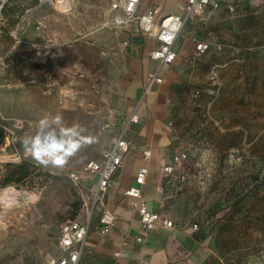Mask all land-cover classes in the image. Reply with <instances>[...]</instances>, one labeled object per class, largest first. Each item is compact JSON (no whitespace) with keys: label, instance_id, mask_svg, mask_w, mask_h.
Wrapping results in <instances>:
<instances>
[{"label":"rangeland","instance_id":"rangeland-1","mask_svg":"<svg viewBox=\"0 0 264 264\" xmlns=\"http://www.w3.org/2000/svg\"><path fill=\"white\" fill-rule=\"evenodd\" d=\"M111 1L71 0L66 12L38 0H11L6 8L0 113L24 127L16 146L0 147V264H51L60 253L62 223L81 212V194L69 172L101 157L110 138L103 126L116 114L124 79L137 70L125 44L127 31L114 24ZM239 1L245 15L226 13L222 28L235 54L224 55L215 67L200 64L196 83L187 76L170 90L174 114L166 123L176 130L171 141L200 161L187 173L204 186L205 209L221 220L219 230L228 237L222 260L212 257L206 264H264V0ZM156 3L142 0V9ZM128 33L135 38L138 32ZM139 34L146 45L142 61L154 45ZM58 114L66 126L79 124L94 138L66 171L42 166L21 142L39 119ZM20 172L27 175L7 182ZM6 191L8 201L1 199Z\"/></svg>","mask_w":264,"mask_h":264},{"label":"crops","instance_id":"crops-1","mask_svg":"<svg viewBox=\"0 0 264 264\" xmlns=\"http://www.w3.org/2000/svg\"><path fill=\"white\" fill-rule=\"evenodd\" d=\"M168 1L157 0L155 7L159 8L162 15L183 10L186 5V0H176L171 9L166 11ZM225 2H234L238 10L236 13L245 15V7L242 6L245 4L239 0H223L221 8H208L202 15L195 14L189 18L182 32L185 35L181 34L176 44V61L168 67V72L163 74L164 82L157 84L147 94L144 81L157 65L150 57V51L157 46V41L141 33L137 25L123 29L127 31L126 35L133 29L138 32L134 33L135 38L130 37L131 43L128 45L135 54L137 70L132 71L123 81L116 109L118 126L113 132L120 131L136 110L140 115V122L133 124L127 133L132 142L131 150L124 165L114 176L107 197L109 207L118 216L117 224L109 233L103 235L95 228L97 217L95 218V227L90 232L80 264H206L212 257L222 260L228 237L226 234L222 235L219 230L221 220L210 217L205 209L204 186L201 182L193 183L190 174L191 166L199 164L200 161L195 162L192 155L189 167L187 166L190 170L187 173L188 179L183 184L178 183V173L167 181L163 170L174 154L183 150L189 151L176 148L171 141V138L174 139L172 134L176 132L171 131L172 128L166 123L174 114L173 108L169 107L171 88L182 84L187 76L193 77V82L196 83L200 64L211 62L215 67L218 61L225 59L224 55L235 54V48L224 41L227 36L222 28L225 30L228 21L223 16L231 13ZM213 16H217L218 20L213 19ZM139 32L154 45L147 52L148 58L145 57L142 61L139 58L146 54V45ZM196 39L209 44V51L203 56L197 55ZM218 45H222V48L219 49ZM148 148H152L153 155L146 161L143 151ZM145 165L149 166L150 173L147 183L143 186V192L149 208L159 211L161 215L159 225L151 230L143 227L138 212L132 208L133 198L126 193L135 185L139 169ZM161 187L165 188L164 193L160 191ZM200 217L204 220L202 229L194 230L192 223ZM165 219H173L175 225L165 227ZM140 235L143 236L142 241L137 240Z\"/></svg>","mask_w":264,"mask_h":264},{"label":"built area","instance_id":"built-area-1","mask_svg":"<svg viewBox=\"0 0 264 264\" xmlns=\"http://www.w3.org/2000/svg\"><path fill=\"white\" fill-rule=\"evenodd\" d=\"M11 0H0V37L6 32L5 11ZM39 5H49L57 10H64L71 0H38ZM223 0H186L183 10L161 14L158 7L141 9L142 0H112L110 10L113 14L114 24L127 29L132 25H137L144 35H149L157 41V46L150 51V57L157 62V68L144 81L145 93H149L157 84L164 82L161 74L162 67H170L177 59L178 52L176 44L181 36L185 23L193 15H202L210 9L222 7ZM226 8L231 13H236L237 5L234 2H225ZM126 36L125 44L130 45V34ZM197 55L203 56L209 51V44L201 39L195 40ZM221 49L222 45H218ZM217 78L216 73L212 75ZM140 122V115L134 111L124 126L118 132L113 130L118 126L116 114H112L104 124L105 132L110 135L108 145L103 149L99 159L87 161L81 171L69 172L71 180L77 186L81 194V212L74 218L66 219L60 229L59 248L60 253L51 264H80L85 245L91 230L95 227L103 235L109 233L117 224L118 216L111 210L108 204V194L117 171L124 165L126 155L130 153L132 142L127 137V133L133 124ZM24 127L23 121L14 119L6 121L0 113V129L5 134L4 144L7 146L17 145L20 141V131ZM153 155L152 148L143 151V158L149 161ZM192 159V153L183 150L173 155L171 161L163 170L164 178L167 181L178 173V183L183 184L187 180V166ZM66 165L58 169L66 171ZM150 168L148 165L142 166L137 174L135 185L130 187L126 193L133 198L132 208L138 212L143 227L147 230L155 229L160 222L159 211L151 210L148 206L143 186L147 183ZM165 192V188H160ZM167 198V197H166ZM81 215L83 218H81ZM97 217L96 225L95 218ZM204 220L196 219L192 223L194 230H200ZM165 227L175 225L173 219L163 221ZM138 241L143 240V236H137ZM120 251L117 252V255Z\"/></svg>","mask_w":264,"mask_h":264},{"label":"clouds","instance_id":"clouds-1","mask_svg":"<svg viewBox=\"0 0 264 264\" xmlns=\"http://www.w3.org/2000/svg\"><path fill=\"white\" fill-rule=\"evenodd\" d=\"M25 154L44 167H63L86 145L94 142L79 124L66 126L61 115H45L32 134L22 138Z\"/></svg>","mask_w":264,"mask_h":264},{"label":"trees","instance_id":"trees-1","mask_svg":"<svg viewBox=\"0 0 264 264\" xmlns=\"http://www.w3.org/2000/svg\"><path fill=\"white\" fill-rule=\"evenodd\" d=\"M5 142V134H4V132L0 129V147L2 146V144ZM25 166L24 165H21L20 166V169H22V168H24ZM14 175H15V173H13L12 175H10V177L7 179V182L8 183H10V182H12V181H15V180H17V181H20V180H22L26 175H27V173L26 172H20V175L17 177V178H15L14 177ZM201 218V217H200ZM211 226H212V223H211ZM201 229H202V227H201ZM200 229V230H201Z\"/></svg>","mask_w":264,"mask_h":264},{"label":"bare ground","instance_id":"bare-ground-1","mask_svg":"<svg viewBox=\"0 0 264 264\" xmlns=\"http://www.w3.org/2000/svg\"><path fill=\"white\" fill-rule=\"evenodd\" d=\"M72 2H73V0H72ZM72 2H70V5H71ZM70 7H71V6H70ZM70 7L68 6L66 9L61 10V11L66 12V11H68V10L70 9ZM1 154H2V153H1ZM3 156H4V155H3ZM1 199L4 200V201H8V200L10 199V192H9V191H6L5 193H3V196H2Z\"/></svg>","mask_w":264,"mask_h":264}]
</instances>
